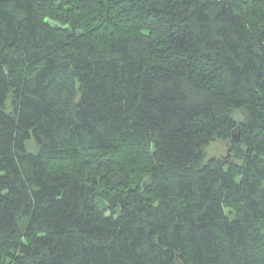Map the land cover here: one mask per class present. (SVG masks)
<instances>
[{
  "label": "trees",
  "instance_id": "16d2710c",
  "mask_svg": "<svg viewBox=\"0 0 264 264\" xmlns=\"http://www.w3.org/2000/svg\"><path fill=\"white\" fill-rule=\"evenodd\" d=\"M0 264H264V0H0Z\"/></svg>",
  "mask_w": 264,
  "mask_h": 264
},
{
  "label": "rangeland",
  "instance_id": "374dc122",
  "mask_svg": "<svg viewBox=\"0 0 264 264\" xmlns=\"http://www.w3.org/2000/svg\"><path fill=\"white\" fill-rule=\"evenodd\" d=\"M236 118L240 120L242 118V114L240 111L236 112ZM28 143V142H27ZM27 149L32 150V147L29 148L27 146ZM228 149V144L227 143H221V142H216L212 144L211 146L206 148V158H216V157H225L226 151ZM228 159H231L229 156ZM24 222L20 221L19 227L23 228Z\"/></svg>",
  "mask_w": 264,
  "mask_h": 264
}]
</instances>
